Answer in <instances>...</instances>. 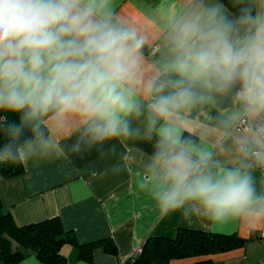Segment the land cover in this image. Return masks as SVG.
Segmentation results:
<instances>
[{"label": "clouds", "instance_id": "obj_1", "mask_svg": "<svg viewBox=\"0 0 264 264\" xmlns=\"http://www.w3.org/2000/svg\"><path fill=\"white\" fill-rule=\"evenodd\" d=\"M230 2H166L170 55L149 61L148 35L115 0H0V163L140 139L152 150L139 186L162 215L264 225V0ZM218 96L243 129L232 148L231 132L185 135L187 114Z\"/></svg>", "mask_w": 264, "mask_h": 264}, {"label": "crops", "instance_id": "obj_2", "mask_svg": "<svg viewBox=\"0 0 264 264\" xmlns=\"http://www.w3.org/2000/svg\"><path fill=\"white\" fill-rule=\"evenodd\" d=\"M166 2L171 0H115L121 17L134 21L148 35L145 55L149 61L170 55L157 12ZM232 110L229 96H218L215 103L194 107L187 114L190 131L185 135L211 143L224 132H231L224 143L226 148L234 147V138L243 129L229 125L227 116ZM151 150V145L140 139L113 140L103 148L79 154L66 151L61 156L29 160L22 164L20 174L0 176L2 210L18 225L59 217L78 244L102 239L114 242V253L106 251L101 243L89 262L79 258L77 245L64 244L61 253L66 264H123L146 238H172L179 229L236 234L246 239L242 247L210 255L213 264H264V225L256 229L239 223L213 226L206 221H189L179 212L161 214L150 192L140 188L137 176L138 166ZM254 178L258 187H264L260 170L254 172ZM13 246L25 254L17 264H41L30 251ZM0 264L5 263L0 260Z\"/></svg>", "mask_w": 264, "mask_h": 264}, {"label": "trees", "instance_id": "obj_3", "mask_svg": "<svg viewBox=\"0 0 264 264\" xmlns=\"http://www.w3.org/2000/svg\"><path fill=\"white\" fill-rule=\"evenodd\" d=\"M230 7V0H223ZM0 113V116H4ZM12 119L13 117H9ZM23 171L22 164L0 163V176L12 177ZM35 255L41 264H66L61 253L64 244L77 245L79 258L89 262L95 247L102 243L103 248L115 252L111 239H102L86 244H78L71 231L64 229L59 217L18 225L9 213L2 210L0 202V260L5 264H17L25 254L14 248V244ZM246 239L236 234L209 233L194 229H179L174 237H148L142 243V252L129 258L123 264H171L173 260L191 257L193 264H213L210 255L242 247Z\"/></svg>", "mask_w": 264, "mask_h": 264}, {"label": "built area", "instance_id": "obj_4", "mask_svg": "<svg viewBox=\"0 0 264 264\" xmlns=\"http://www.w3.org/2000/svg\"><path fill=\"white\" fill-rule=\"evenodd\" d=\"M236 129H241L242 126H235ZM262 174H264V171L260 170ZM142 252V247L141 245H138L137 247L134 248V250L132 251V253L130 254L129 258H135L137 257L140 253Z\"/></svg>", "mask_w": 264, "mask_h": 264}, {"label": "rangeland", "instance_id": "obj_5", "mask_svg": "<svg viewBox=\"0 0 264 264\" xmlns=\"http://www.w3.org/2000/svg\"><path fill=\"white\" fill-rule=\"evenodd\" d=\"M195 260H197V259L191 258V257H186V258L175 259L172 261L171 264H191Z\"/></svg>", "mask_w": 264, "mask_h": 264}]
</instances>
